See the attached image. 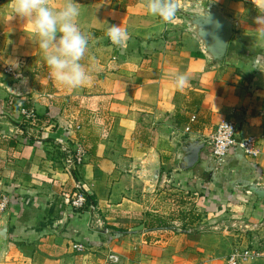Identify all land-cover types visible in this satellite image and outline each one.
<instances>
[{
  "label": "crops",
  "instance_id": "1",
  "mask_svg": "<svg viewBox=\"0 0 264 264\" xmlns=\"http://www.w3.org/2000/svg\"><path fill=\"white\" fill-rule=\"evenodd\" d=\"M196 1L218 5L234 24L218 66L181 18L161 21L147 12V0H76V23L88 37L81 63L91 79L69 88L49 71H31L43 60L31 23L13 15L12 0H0V85L13 80L6 67L29 80L31 95L22 100L43 119L38 139L18 133L21 116L0 88V200L9 194L0 264H226L235 249L264 248V199L250 192L264 188V38L253 23L264 0L177 4ZM46 3L57 10L66 0ZM112 25L127 33L120 44L108 36ZM178 73L188 77L183 88L174 84ZM225 121L234 124L236 139H256L257 158L235 148L221 162L213 159L204 143ZM60 142L86 152L72 171ZM188 143L204 148L194 168L182 171ZM154 154L161 176L155 192L145 194L141 170ZM77 183L94 199L93 213L66 204ZM188 195L199 197L191 227L154 224L161 219L154 209L173 198L194 213Z\"/></svg>",
  "mask_w": 264,
  "mask_h": 264
},
{
  "label": "clouds",
  "instance_id": "2",
  "mask_svg": "<svg viewBox=\"0 0 264 264\" xmlns=\"http://www.w3.org/2000/svg\"><path fill=\"white\" fill-rule=\"evenodd\" d=\"M145 7L150 15L166 23L172 22L179 11L177 0H147ZM12 10L14 16L31 23L50 76L69 88L80 87L91 79V69L81 63L88 47V37L76 23L80 14L76 0H66L57 10L50 8L46 0H12ZM253 23L257 35L264 38V11L255 17ZM108 36L113 43L120 44L127 33L120 26L112 25ZM11 62L18 67L16 61ZM187 83L186 74L175 76L177 88H183Z\"/></svg>",
  "mask_w": 264,
  "mask_h": 264
},
{
  "label": "water",
  "instance_id": "3",
  "mask_svg": "<svg viewBox=\"0 0 264 264\" xmlns=\"http://www.w3.org/2000/svg\"><path fill=\"white\" fill-rule=\"evenodd\" d=\"M179 11L177 16L184 21L186 29L195 35L203 47V52L212 62L213 66L222 64L227 57L230 44L234 37V24L232 21L224 17L223 10L214 3H202L196 1L191 4L178 5ZM196 10H193L196 8ZM9 94L16 97H25L31 93L28 81L19 80L10 86L0 85ZM204 144H210V140ZM204 144L196 145L192 143L186 144L182 148V161L180 169L187 171L197 164L199 154L204 148ZM142 176L147 180L148 184L144 188L145 194H153L158 186L161 171L162 161L157 154H154L147 161L144 168L141 170ZM258 199H264V188L253 185L250 188ZM90 196V193L88 194ZM9 220L7 211L0 216V251L7 250L8 247V229Z\"/></svg>",
  "mask_w": 264,
  "mask_h": 264
},
{
  "label": "built area",
  "instance_id": "4",
  "mask_svg": "<svg viewBox=\"0 0 264 264\" xmlns=\"http://www.w3.org/2000/svg\"><path fill=\"white\" fill-rule=\"evenodd\" d=\"M5 76L8 77H16V71L13 68L6 67L3 71ZM19 115L22 119L26 121H34L36 123V116L33 111H28L27 109H23L20 107L18 110ZM22 125V124H21ZM18 125V132L22 135H26L28 139H35L33 136V132L24 126ZM60 151L65 157L66 169L68 171L74 170L76 167L80 166L85 158L86 152L82 146H78L75 150L68 149L61 142ZM210 154L218 162H221L224 158L227 157L229 152L232 149L238 148L241 149L248 157L257 158L260 154L258 143L255 138H247L238 140L236 139V128L232 122H222L218 125L215 133L210 139ZM77 192L74 195L66 194L65 202L66 204L75 210L78 211H88L94 212V207L90 206L86 200L84 192L82 191V185L80 183L76 184ZM190 197V195H188ZM9 204V198L3 196L0 200V213H5L7 211V206ZM192 204L190 203L189 206ZM198 203H194L191 207L192 211L195 212V208ZM190 214V210H186ZM100 225V221H98ZM228 227H225L223 231H225ZM243 229V231H251L254 232L258 229V226L250 225H241L231 224V229ZM74 249L78 252L83 251L82 245H75ZM110 260L113 262H117V259L113 256L110 257ZM264 261V248L259 249H235L227 258L226 264H246L251 261Z\"/></svg>",
  "mask_w": 264,
  "mask_h": 264
},
{
  "label": "rangeland",
  "instance_id": "5",
  "mask_svg": "<svg viewBox=\"0 0 264 264\" xmlns=\"http://www.w3.org/2000/svg\"><path fill=\"white\" fill-rule=\"evenodd\" d=\"M176 18H181V17L176 15ZM30 66H31V71L37 69V67H39V69L42 70L43 73H46L47 71H49L47 66H46V64H45V62H44V59L42 61L38 62V63H32V65L30 64ZM10 68H12V67H10ZM15 75H16V77H9V78H11L13 80H11V82L6 84V86H10V85H12L14 83H17L19 80H24V81H28L29 87H31L29 80L20 78L21 76L18 78V73L17 72L15 73ZM1 89L5 90L4 88H1ZM30 95L31 94H29L28 96H25V97H16V96H13V95L8 93V98L10 100H12V103H11L12 104V108H15V109L19 110L21 104L24 103V102L19 101V100L26 99ZM13 105H14V107H13ZM27 110L28 111H33L35 113L36 120H37L36 123L34 121L30 122V121H26V120L21 118V119H17L18 124L17 123L16 124L19 125V126L21 124H22L21 126L25 125L27 128H29L33 132V136L35 137V139H38L40 137L41 129H42V123L40 121H42L43 119L40 118L36 114L34 109L30 108V109H27ZM24 136L26 137L25 134H24ZM63 145H65V144L63 143ZM57 147L60 148V145H57ZM174 200L175 199L173 198V199H171V201H167V203H165V205H163L161 207H158L157 209H154V210L158 211V213L155 214V216H159L160 215V218H161L160 220L161 221L165 222L167 225L171 226L172 228H178L180 226V222L182 220L186 219L184 216H187L188 212L183 211L179 204L174 203ZM198 200H199V197H197V196L190 197V201H189L188 204L191 203L192 205L191 206L188 205V206L191 208L194 205V203H196ZM197 203H199V202H197ZM192 214H196V213H192Z\"/></svg>",
  "mask_w": 264,
  "mask_h": 264
},
{
  "label": "trees",
  "instance_id": "6",
  "mask_svg": "<svg viewBox=\"0 0 264 264\" xmlns=\"http://www.w3.org/2000/svg\"><path fill=\"white\" fill-rule=\"evenodd\" d=\"M22 100V99H21ZM22 102H24L23 100H22ZM11 103H12V101H11ZM25 103V102H24ZM21 104V108H23V109H30L31 108V106H29V105H26V104ZM13 107H14V105H13ZM16 122V121H15ZM9 196V194H6V196ZM84 195H85V197H86V200H87V202L89 203V205L90 206H92V207H95V202H94V199L92 198V197H90V196H88V194L87 193H85L84 192ZM7 196V197H8ZM9 198V197H8ZM73 210V212H77V213H79V211L78 210H75V209H72ZM196 214H192V213H190V214H188L187 216H184L186 219H184V220H182L183 221V228L184 229H187V228H189V227H191L192 226V224L194 223V221H192L191 220V218L192 217H194ZM153 222H154V224H157V226H159V228H166V229H171L172 227L171 226H169V225H167L165 222H163V221H161V220H159V219H154V220H152Z\"/></svg>",
  "mask_w": 264,
  "mask_h": 264
}]
</instances>
